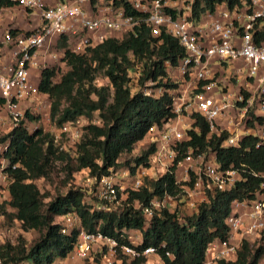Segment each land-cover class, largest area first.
<instances>
[{
    "label": "built area",
    "instance_id": "2783aa9c",
    "mask_svg": "<svg viewBox=\"0 0 264 264\" xmlns=\"http://www.w3.org/2000/svg\"><path fill=\"white\" fill-rule=\"evenodd\" d=\"M14 1L16 7L36 10L39 25L30 32L12 35L6 31L2 36V45L12 48L7 63L1 62L0 51L1 107L6 111L10 129L22 120V102L33 105L29 114L44 106L45 95L29 81V69L39 66L36 57L45 52L44 46L52 39L54 47L59 37H65L69 50L78 53L109 37L134 34L144 25L149 37L155 40L154 46L161 44L159 38L163 34L174 39L183 51L175 66L163 62L165 78L140 82L143 70L140 63L127 70L126 86L130 93L151 99L167 95L173 116L148 128L144 143L151 145L153 152L145 165L136 166L133 173L125 169L99 179L93 194L102 203V210L119 207L129 192H136L145 187L146 181L161 177L173 164L174 184L185 201L181 208L173 205L176 197L168 195L152 198L151 207H142L135 201L132 206L140 210L143 228L152 211L165 209L181 220L195 214L197 206L206 202L207 192L229 191L241 180L235 169L217 164L214 151L209 148L196 151L189 146L184 148L183 144L189 141L188 131L198 132L193 115L201 117L207 125L206 139L212 134L216 137L222 132L226 134L219 147H238L247 134L264 144V39L256 41L255 37L256 25L264 19V0H243L232 8L221 3L197 20L192 14L199 0H66L53 5H43L42 0ZM49 56L51 61L57 59L54 52ZM45 67L42 65L41 69ZM253 117L263 121L257 125L253 120V129H249L245 122ZM86 124L82 118L62 124L55 129L54 139L72 145L79 140ZM62 148L63 144L59 146ZM3 149L0 146L1 152ZM258 176L260 183L250 198L230 202L224 218L226 236L206 245L202 264L232 261L243 242L264 247V173ZM3 179L0 172V181ZM186 209L193 212L186 214ZM74 223V217L63 216L61 232H67ZM133 246L118 247L114 240L99 233L79 230L69 263L83 261L94 251L103 264H113L117 256L128 261L144 258L143 264H153L149 261L153 257L156 264H162L155 249L140 250ZM259 264H264V252Z\"/></svg>",
    "mask_w": 264,
    "mask_h": 264
},
{
    "label": "trees",
    "instance_id": "16d2710c",
    "mask_svg": "<svg viewBox=\"0 0 264 264\" xmlns=\"http://www.w3.org/2000/svg\"><path fill=\"white\" fill-rule=\"evenodd\" d=\"M63 1L66 0H57L58 3ZM240 1L243 0H199L194 4L192 16L197 20L201 14L212 12L221 3L232 8ZM15 5L14 0H0V9ZM130 14L135 15L133 12ZM256 28V41H261L264 39V19L258 21ZM8 31L12 35L18 33L16 30ZM159 39L161 44L154 46L155 40L149 37L145 26L140 25L134 34L109 37L101 44L78 53L69 50L65 37L56 40L59 63L66 70L55 81L56 70L53 67L41 69L37 91L49 100V119L54 129L79 118L87 121V124L83 126L79 140L71 145L64 140L56 141L54 134L39 127L28 132L24 120L37 122L39 118L25 112L24 120L0 135V146L5 148L0 160L6 164L1 173L7 192V200L0 205V211L13 219L21 232L37 234L33 241L18 236L13 243H1L0 264H66L79 230L99 233L114 240L118 247H134L126 234L137 230L140 240L136 248L155 249L162 264H202L206 245L214 239L225 238L224 218L228 215L230 202L246 200L258 188V175L264 173V144H259L256 136L247 134L242 137L238 147H219L226 134L222 132L218 137L212 134L206 139L207 125L197 115L193 117L198 132L188 131L189 141L183 147L214 151L220 167H231L239 173L241 180L233 188L226 192H207L206 202L197 206L195 214L181 220L175 219L165 209L152 211L145 228L140 210L132 205L136 201L142 207H151L150 201L154 197H179L180 191L174 184L172 174L174 164L161 177L146 181L145 187L129 192L121 210H102V203L93 194L99 179L118 171L121 166L133 173L136 166L145 165L153 152L151 145L131 161L120 163L118 160L121 155L128 154L134 144L144 140L149 127L159 126L173 116L167 95L151 99L140 93L131 94L126 86L127 70L134 63L142 65L140 82H143L157 77L165 78L163 62L173 67L177 59L183 56L182 49L174 39L163 34ZM100 73L107 85L96 87L93 82ZM164 86L170 87L167 84ZM2 105L3 100L0 99V107ZM94 113L99 125L90 123ZM253 120L257 125L263 121L262 118L253 117L245 122L247 128L253 129ZM61 144L64 148L60 150ZM55 163H64L63 170L69 174L86 171L87 177L92 180V203L85 201L87 192L73 188H67L64 193L44 202L47 195H42L34 182L48 180ZM4 207L11 212L5 213ZM66 215L74 217L75 223L62 233L61 218ZM263 252V246L243 242L235 259L230 262L218 261L216 264H259ZM93 254L96 253L92 251L90 255ZM144 261V258H139L130 261V264H143Z\"/></svg>",
    "mask_w": 264,
    "mask_h": 264
},
{
    "label": "rangeland",
    "instance_id": "374dc122",
    "mask_svg": "<svg viewBox=\"0 0 264 264\" xmlns=\"http://www.w3.org/2000/svg\"><path fill=\"white\" fill-rule=\"evenodd\" d=\"M53 48H54L53 50L54 53H57L55 51V46ZM45 66L53 67L56 70V77L54 79L55 81H57L59 75L66 70L64 65L59 63L58 58L55 59L54 61H51L50 64L45 65ZM93 83L96 87L107 85V82L101 73L96 75ZM43 102L45 104L44 114H41L40 111L38 112L34 111L33 114H29L30 108L33 107L32 104L26 105L27 107L25 108L21 107L23 115L25 112H28L29 116L38 117L39 119L37 122H30V121L24 120V117H22V119L24 120V124L28 132H32L36 127H39L43 131L49 132L55 135V129L49 119V100L47 99V97L44 98ZM90 123L99 125V120H98L96 113L92 115ZM9 129L10 127H9L6 111L3 107H0V135L7 133ZM239 134L243 135L242 131H239ZM144 142L145 141L142 140L134 144L132 150L128 154L121 155L118 161L120 163H123L124 161H129V160L131 161L134 157H137L140 154V152L146 148V145ZM0 154H1V151H0ZM130 165H132V162H130ZM5 166H6L5 162H2L0 160V172H1V169H3ZM63 168H64V163L63 164L55 163L54 171L48 180L39 179L34 182L39 192L42 195H47V197L44 199V202L48 201L50 198L54 197L55 195L64 193L67 188H73V189H79L85 193L87 192L88 195L85 196V201L92 203L93 202L92 201L93 196L91 192L92 191L91 190L92 180L87 177L86 171L72 172L69 174V173H66V171L63 170ZM122 168L124 167L121 166L120 169L112 173V175L115 173L119 174L121 171H125V169H122ZM6 200H7L6 182L3 179V181H0V205H2V203L5 202ZM183 201H185L184 198L179 196L173 200V205L176 208L177 207L181 208ZM4 208H5V211H4L5 213L9 214L11 212V210L8 207H4ZM117 208L118 210H121L122 205H120ZM184 212H186V214H190L193 211H191L190 209H186L184 210ZM18 236H23L27 241H33L37 237V234H35L34 232H26V233L21 232L19 225L13 219L7 218L0 211V244L6 241L13 243ZM126 236H127L128 241L133 245L138 244V241L140 240L139 233H135L133 231L128 232ZM113 261H114L113 264H130V261H128L127 259L121 256H117L116 258H114ZM149 261L152 262L153 264H156V261L153 257L149 258ZM66 264H70L69 261ZM74 264H103V261L99 258V255L93 254V255L88 256L83 261H74Z\"/></svg>",
    "mask_w": 264,
    "mask_h": 264
},
{
    "label": "crops",
    "instance_id": "0c3cea01",
    "mask_svg": "<svg viewBox=\"0 0 264 264\" xmlns=\"http://www.w3.org/2000/svg\"><path fill=\"white\" fill-rule=\"evenodd\" d=\"M43 5H53L57 3V0H42ZM39 25L38 12L36 10H24L20 7H12L0 10V51H1V62L7 63L9 59L10 52L12 50L11 46L2 45V36L8 30H16L18 33H26L35 29ZM55 39H52L44 46V51L41 56H37V63L39 66L36 68L29 69V81L31 84L36 85L38 81L39 71L41 66L48 65L51 63L49 53H53V43ZM53 48V49H52ZM56 51V50H55ZM57 58L58 55L55 53ZM59 59V58H58ZM48 67V66H47ZM45 96H43L44 99ZM30 104L28 101L21 103V107H27L26 105ZM39 108L41 114H44V108Z\"/></svg>",
    "mask_w": 264,
    "mask_h": 264
}]
</instances>
